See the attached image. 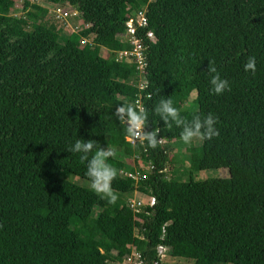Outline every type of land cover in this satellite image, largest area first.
I'll list each match as a JSON object with an SVG mask.
<instances>
[{
    "label": "trees",
    "instance_id": "1",
    "mask_svg": "<svg viewBox=\"0 0 264 264\" xmlns=\"http://www.w3.org/2000/svg\"><path fill=\"white\" fill-rule=\"evenodd\" d=\"M46 1H67L88 26L62 37L45 23L47 8L24 0L21 17L0 0V264H120L133 251L155 264L158 245L194 264H264V0ZM141 7L148 24L136 34L154 39L143 36L139 88L134 65L113 52L131 48L120 36ZM249 57L255 73L244 70ZM208 64L229 90L210 91ZM161 99L188 121L217 118L218 135L188 149L200 154L194 170L223 168L225 177H167L182 129L155 114ZM137 101L146 130L158 132L155 148L130 142L116 117L118 104ZM77 139L133 160H108L115 203L68 179L86 172L67 151ZM137 169L144 178L121 173ZM134 192L155 199L138 214L143 223L126 204Z\"/></svg>",
    "mask_w": 264,
    "mask_h": 264
},
{
    "label": "clouds",
    "instance_id": "2",
    "mask_svg": "<svg viewBox=\"0 0 264 264\" xmlns=\"http://www.w3.org/2000/svg\"><path fill=\"white\" fill-rule=\"evenodd\" d=\"M245 71H256L255 57H249L244 65ZM210 74V91L216 95L230 89L227 79H224L217 72L214 65L208 64L207 70ZM164 123H172L182 129L180 139L185 145H191L194 139L207 140L218 135L215 127L217 118L211 113L203 116L194 115L191 121L186 120L180 110L173 106L171 99H161L154 108ZM115 114L125 126L127 133L134 139L146 141L148 147L157 146V131H147L148 113L143 108H135L132 105L118 104L115 107ZM95 149L94 154L93 150ZM67 151L79 153L81 161H86V174L91 181V189L105 198L109 203H115L117 195L112 188V181L117 176V169L109 162V158H115L117 153L112 147L101 148L94 139H77Z\"/></svg>",
    "mask_w": 264,
    "mask_h": 264
},
{
    "label": "built area",
    "instance_id": "3",
    "mask_svg": "<svg viewBox=\"0 0 264 264\" xmlns=\"http://www.w3.org/2000/svg\"><path fill=\"white\" fill-rule=\"evenodd\" d=\"M15 6L19 7L20 9L17 10H23V2L24 0H14ZM13 1V3H14ZM29 3H35L39 4L42 7H45L48 9V13L52 12V18L57 23L66 24V23H72V21H80L81 17L79 16V12L77 10L71 9L68 5L67 8H63L61 6L62 3H49L46 0H27ZM65 3H68L67 1ZM148 24L145 7H141L139 9L133 10L129 13V17L126 20V31L122 37V40L127 41L129 45L131 46L130 49H124L119 51H114V59L116 61L122 62H130L134 65L135 69L137 70V85L139 88H142L145 85V79L143 77V69L146 66L145 59L143 55V36L147 39H154V34L152 31L148 30L145 32V34L137 35L136 34V28L135 25L141 27L142 29L146 28ZM93 40V37H87L82 38V44L89 43L91 44V41ZM137 107L142 108L139 101H137ZM128 140L132 143H135L140 141L139 139H134L132 137H129ZM149 168V167H148ZM146 168V170L148 169ZM126 177L138 180L139 178H144L145 173H140L137 169L135 172L133 171H122L121 172ZM138 193H132L131 195L126 196V204L127 206L132 210V212L135 215V220L139 223H143L142 218L138 214L142 213H148L144 210L146 206H153L155 204V199L153 197L144 196L139 193L138 196H136ZM143 196V197H142ZM136 197V198H135ZM137 230V229H136ZM157 257L159 258V262H155V264H160L162 262L163 258L166 255V248L163 245L157 246ZM120 264H143V259L141 258V255L139 252L133 251L131 255L126 258L122 263Z\"/></svg>",
    "mask_w": 264,
    "mask_h": 264
},
{
    "label": "rangeland",
    "instance_id": "4",
    "mask_svg": "<svg viewBox=\"0 0 264 264\" xmlns=\"http://www.w3.org/2000/svg\"><path fill=\"white\" fill-rule=\"evenodd\" d=\"M14 1V0H13ZM68 3H62L61 6L63 8H67L68 7ZM20 9L19 7L15 6V1L13 3V6L10 10L11 15H16V16H21V17H25L27 16V12L28 9L25 10L23 8V10H17ZM30 16V14H29ZM31 16L33 18H36L35 14H31ZM45 23L48 25H53L55 29L58 30V32L60 33V35L63 36H67L69 32L72 31H78L86 26H88V24L81 19L80 21H72V23H66V24H61L59 25V23H57L56 21H54V19L52 18V12L48 13L46 18H45ZM14 29H21V27L18 26H14ZM31 29V26H29L27 28V30ZM111 50L107 47H101L100 49V53L102 55L105 54L108 55L109 52ZM191 95H194V93H192ZM189 101L191 102V98L189 99ZM182 141V140H180ZM180 141L175 142V145H172V150L169 153V162L166 165V173H167V177L171 178L173 176H175L176 174L179 175H184L186 174V171H192V174L194 176V178H204V177H225L226 176V170L223 168L220 169H207V170H201V171H197L194 170V167L192 166V163L195 159L198 158L197 155L200 154H192V152L189 151L188 147L192 146H200L201 145V140L198 139H194V141L192 142L191 145H185L184 143H180ZM117 158H122L124 163L126 164H133V160L129 159L128 157H123L122 153H120L119 151H116ZM138 167H143L140 166L141 164L136 163ZM146 169V167H145ZM184 178V177H182ZM68 179L74 181L77 184L86 186L91 188V181L90 178L87 176L86 172H84L80 178L78 176H72V175H68ZM139 194H137L136 196H138ZM143 197V196H142ZM136 198V197H135ZM163 262H160V264H194V261L191 259H184V258H179V257H172L169 255H165V257L162 259Z\"/></svg>",
    "mask_w": 264,
    "mask_h": 264
}]
</instances>
